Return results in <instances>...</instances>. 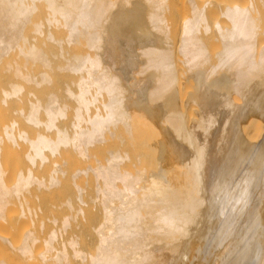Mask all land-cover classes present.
I'll return each instance as SVG.
<instances>
[{
    "label": "bare ground",
    "instance_id": "1",
    "mask_svg": "<svg viewBox=\"0 0 264 264\" xmlns=\"http://www.w3.org/2000/svg\"><path fill=\"white\" fill-rule=\"evenodd\" d=\"M8 204L14 263L264 264V0H0Z\"/></svg>",
    "mask_w": 264,
    "mask_h": 264
},
{
    "label": "rangeland",
    "instance_id": "2",
    "mask_svg": "<svg viewBox=\"0 0 264 264\" xmlns=\"http://www.w3.org/2000/svg\"><path fill=\"white\" fill-rule=\"evenodd\" d=\"M169 17H170V19L171 20H173V17H172V15L171 14H169L168 15ZM6 162H7V166L8 167H10V171H11V167H13V168H17V166H18V163H16V161H15V163H16V167H15V164L13 165V163H14V154H13V152L12 151H9V152H7V154H6ZM7 167V168H8ZM12 168V169H13ZM14 170V169H13ZM12 170V171H13ZM12 171L11 172H9V173H11L12 174ZM15 171V170H14ZM13 171V172H14ZM10 175V174H9ZM60 192V194H62L61 196H57V198H53V199H48V198H41V199H36V198H30V204H32V205H36V204H40V206L42 207V205H43V210H42V213H41V215L42 216H47V215H51V214H54V215H57V216H60L61 214H62V208H57V207H55V206H57L59 203H60V201H61V199H62V197H63V191H59ZM58 192V193H59ZM62 192V193H61ZM31 199H33V200H31ZM36 199V200H35ZM39 201H41V202H39ZM44 201V202H43ZM35 202V203H34ZM57 202V203H56ZM14 203V202H13ZM43 203V204H42ZM45 203V204H44ZM49 203V204H48ZM51 203V204H50ZM55 203V204H54ZM16 204V203H15ZM52 204H54V205H52ZM17 205V204H16ZM15 205V206H16ZM49 205V206H48ZM18 206V205H17ZM16 206V207H17ZM54 206V207H53ZM52 207V208H51ZM12 208H14V205H11V204H8L7 206H6V211L8 212V214H6V217L8 216V215H10L11 213H12V210L14 211V209L17 211L18 209H19V207L18 208H14V209H12ZM55 208H56V210H55ZM19 211V210H18ZM18 211L16 212V213H14V214H12L11 216H13V218L11 217V216H8L7 217V219H0V232L1 233H3L4 235H6L7 237H8V235L10 236L9 238H10V240H12V241H14L15 239L14 238H16V241L18 240V239H20V237H19V235H18V239H17V235L15 234V233H18V232H16L17 231V229H15V228H19L20 226H21V229L23 228V229H25L27 226H28V223H26V221H25V218L23 217V219H21L20 221H19V219L20 218H22L20 215H18L19 213H18ZM49 211H51V212H49ZM10 212V213H9ZM15 212V211H14ZM48 212V213H47ZM18 215V216H17ZM11 217V219L9 220V218ZM20 217V218H19ZM19 218V219H18ZM17 220V221H16ZM23 220V221H22ZM16 221V222H15ZM24 223V221H25V224L27 225L26 227L25 226H22V222ZM18 222V223H17ZM14 223L16 224H19L20 225V223H21V225L19 226L18 225V227L15 225V228L13 227V229L12 230H10V227L12 228V226L11 225H13L14 226ZM24 225V224H23ZM21 229H19V231H20V235L22 234L21 233V231H23V229L21 230ZM8 232V233H7ZM15 232V233H14ZM6 233V234H5ZM15 235V237H13L14 235ZM11 234H12V236H11ZM11 237H13V239L11 238ZM1 241V240H0ZM3 246L1 245V242H0V254H1V256H3V257H5L6 259H8V258H13V257H15V256H10L11 255V253H6L7 252V250L5 249V251L3 250V248H2ZM9 252V251H8ZM5 253V254H4ZM9 256V257H6V256ZM13 255V254H12ZM11 258H10V261H12L13 263H14V258L11 260ZM16 261H15V263L14 264H19V262L17 261V259H15ZM8 261H9V259H8ZM7 261V262H8ZM9 261V262H10ZM35 261V260H34ZM13 263H10V264H13ZM21 263H23V262H21ZM37 263V262H36ZM35 263V264H36ZM26 264V263H25ZM28 264V263H27ZM30 264V263H29ZM34 264V263H33Z\"/></svg>",
    "mask_w": 264,
    "mask_h": 264
}]
</instances>
